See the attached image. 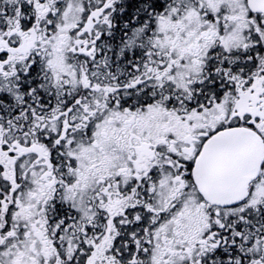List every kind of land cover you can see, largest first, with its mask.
Segmentation results:
<instances>
[{
    "label": "snow or ice",
    "instance_id": "snow-or-ice-1",
    "mask_svg": "<svg viewBox=\"0 0 264 264\" xmlns=\"http://www.w3.org/2000/svg\"><path fill=\"white\" fill-rule=\"evenodd\" d=\"M0 264H264V0H0Z\"/></svg>",
    "mask_w": 264,
    "mask_h": 264
}]
</instances>
